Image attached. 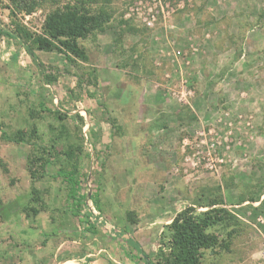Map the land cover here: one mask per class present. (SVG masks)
Returning <instances> with one entry per match:
<instances>
[{
    "label": "rangeland",
    "instance_id": "obj_1",
    "mask_svg": "<svg viewBox=\"0 0 264 264\" xmlns=\"http://www.w3.org/2000/svg\"><path fill=\"white\" fill-rule=\"evenodd\" d=\"M75 1L40 0L14 14L40 32L50 12ZM10 6L0 0L7 24ZM88 7L112 20L80 40L87 62L36 51L40 67L19 42L0 39V264H58L62 253L73 264H144L137 246L156 260L176 213L219 185L240 224L220 226L221 237L236 233L205 264H264V0ZM44 72L56 79L45 83ZM61 168L77 171L82 192L99 190L103 218H92L122 237L108 235L110 225L91 232L66 210L68 186L52 176Z\"/></svg>",
    "mask_w": 264,
    "mask_h": 264
},
{
    "label": "trees",
    "instance_id": "obj_2",
    "mask_svg": "<svg viewBox=\"0 0 264 264\" xmlns=\"http://www.w3.org/2000/svg\"><path fill=\"white\" fill-rule=\"evenodd\" d=\"M9 1L10 8L13 9L12 16L15 18L10 24H7L0 17V39L4 36L19 42L40 67L43 64L36 51H56L63 54L66 60L72 63L78 60L87 62L88 55L84 47L81 46L80 40L104 31L112 20V16L107 10L93 11L88 7L94 0H76L74 3L68 2V4L50 12L43 22L42 30L36 32L18 21L14 12L30 13L40 0ZM43 76L47 84L56 79L55 76L45 72ZM2 136L12 142L33 145L43 152L56 151L54 145L48 147L31 142L26 133L16 132L11 135L3 130ZM38 160L42 170L46 172L50 160L44 156L38 157ZM31 175L33 178L36 177V173L32 169ZM77 176V171L63 168L53 175V177H62L68 184V210L80 219L82 225H87L91 232H98L102 226L110 225L108 235L117 239L119 236L121 237L122 229L120 227L111 225L107 220H103L102 223L93 220L92 209L87 204L88 199L92 201L99 212L96 220L100 217L103 218L98 206V190L89 193L82 192L81 181ZM32 192L35 195L34 198L39 200V191L33 187ZM250 200L256 201L253 198ZM32 210L34 213L39 212L37 208ZM132 214V212L128 213L130 218ZM233 224H240L239 217L225 207L221 186L213 187L210 189V197L207 202L186 206L172 218L166 227L167 233L164 235V242L160 246L156 260L142 253V249L137 246L142 254L140 259L145 264H205L204 256L207 251L215 252L218 248L229 250V241L236 231L230 229L224 237H221L219 228L222 226L227 229Z\"/></svg>",
    "mask_w": 264,
    "mask_h": 264
},
{
    "label": "crops",
    "instance_id": "obj_3",
    "mask_svg": "<svg viewBox=\"0 0 264 264\" xmlns=\"http://www.w3.org/2000/svg\"><path fill=\"white\" fill-rule=\"evenodd\" d=\"M57 172V171H56ZM56 172H54V173H52V176L56 173ZM55 178H58V177H55ZM63 180V179H62ZM64 181V180H63ZM65 182V181H64ZM66 183V182H65ZM67 184V183H66ZM67 186H68V184H67ZM68 188V187H67ZM96 190H98V189H96ZM98 198H99V204H98V206L100 207V210L102 211V208H101V197H100V193H99V190H98ZM68 189H67V192H66V195H65V200H64V202H65V206H66V210L67 211H69L68 210V206H67V204H68ZM91 201V200H90ZM92 202V201H91ZM93 204V203H92ZM94 206V205H93ZM69 213L71 214V215H73L70 211H69ZM74 217H76L75 215H73ZM78 218V217H77ZM79 222H80V219H79ZM122 229V228H121ZM123 230V229H122ZM123 234H124V232L122 231V234H121V237L123 236ZM120 237V236H119ZM39 243H43V239H41V241H39ZM139 251V250H138ZM128 251H126L125 250V254H127L128 256H130V254L129 253H127ZM102 255H104V254H102ZM71 257H73V256H70V254L68 253L67 255H64L63 253L62 254H60V260H59V263L58 264H67V263H72L73 264V262H75L74 260H71L72 258ZM141 260V259H140ZM123 261H126L125 259L123 260ZM144 262V261H143ZM96 264H108L107 262H106V259H105V257L103 256H99V257H97V260H96V262H95ZM56 264V263H55ZM144 264H145V262H144Z\"/></svg>",
    "mask_w": 264,
    "mask_h": 264
},
{
    "label": "built area",
    "instance_id": "obj_4",
    "mask_svg": "<svg viewBox=\"0 0 264 264\" xmlns=\"http://www.w3.org/2000/svg\"><path fill=\"white\" fill-rule=\"evenodd\" d=\"M87 204L89 205V207L92 209V212H97L96 208L94 206H90V199L87 200ZM101 218V217H100ZM261 257L264 259V250L261 253Z\"/></svg>",
    "mask_w": 264,
    "mask_h": 264
}]
</instances>
